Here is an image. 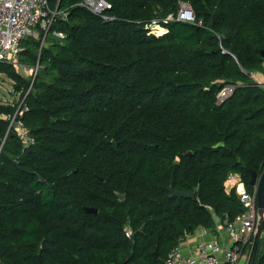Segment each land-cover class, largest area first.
Segmentation results:
<instances>
[{"label": "trees", "instance_id": "trees-1", "mask_svg": "<svg viewBox=\"0 0 264 264\" xmlns=\"http://www.w3.org/2000/svg\"><path fill=\"white\" fill-rule=\"evenodd\" d=\"M106 1L112 20L49 0V27L20 44L18 63L39 62L36 75L0 63L19 94L0 104V264H163L186 235L243 211L230 173L251 192L264 170V88L252 77L264 75V0ZM180 3L195 22L161 23ZM154 20L167 31L150 34ZM23 98L27 146L7 132Z\"/></svg>", "mask_w": 264, "mask_h": 264}, {"label": "built area", "instance_id": "built-area-1", "mask_svg": "<svg viewBox=\"0 0 264 264\" xmlns=\"http://www.w3.org/2000/svg\"><path fill=\"white\" fill-rule=\"evenodd\" d=\"M81 5L94 15L100 16L103 20H112L105 12L111 9V4L106 0H83ZM56 15L49 7V0H0V63L10 64L17 68L20 66L22 74L26 75L27 68L19 65L18 57L21 52V41L34 33L38 26L47 29ZM172 21L193 23L195 16L192 8L187 3H180L177 15L172 14L161 20L167 24ZM145 29L154 35H161L167 30L160 25L158 20L152 21L145 26ZM61 36V34H57ZM37 67L34 69L36 74ZM264 88V83L261 84ZM233 86L226 85L217 95V104L223 101L232 93ZM28 112L24 98L13 115L8 116V129H14L24 145L33 142L28 136L24 127L22 116ZM5 138L0 142V151ZM226 182L231 183L235 189L243 211L233 220H223V230L226 233L227 241L213 239L211 241L198 242L189 254H184L180 246L171 248L163 264H241L247 260L252 242L257 219L256 209V187L248 192L245 188L241 175L230 173ZM125 237H131V231L125 230Z\"/></svg>", "mask_w": 264, "mask_h": 264}, {"label": "water", "instance_id": "water-1", "mask_svg": "<svg viewBox=\"0 0 264 264\" xmlns=\"http://www.w3.org/2000/svg\"><path fill=\"white\" fill-rule=\"evenodd\" d=\"M262 55L264 56V50L262 51ZM39 64V62H38ZM114 149H117V144L112 142ZM189 155V153H187ZM250 185L256 187V209H257V219H256V227L255 233L249 248V252L247 255V260L245 264H253L256 256V251L260 242L264 239V170L261 175L257 177L255 172H251ZM171 196L174 197H183V198H192V193H185L180 191H175L170 188ZM119 199L122 200L124 195H118ZM87 213H97L96 209L93 208H85ZM154 258H159L158 249L156 248L153 252Z\"/></svg>", "mask_w": 264, "mask_h": 264}, {"label": "crops", "instance_id": "crops-1", "mask_svg": "<svg viewBox=\"0 0 264 264\" xmlns=\"http://www.w3.org/2000/svg\"><path fill=\"white\" fill-rule=\"evenodd\" d=\"M11 83L13 84L12 81ZM15 95L19 98L18 93H15ZM16 102L17 100L11 103L1 102L0 104H9L11 106H14ZM225 187L227 191L233 189V185L228 182H225ZM213 239L221 240V242L224 243L227 241L226 233L223 230V220L219 219L218 217L214 218V224L211 228L209 229H204L201 227L197 228L192 234L186 235L183 238V240L180 242L179 246L184 254H189L191 249L194 248L198 242L211 241Z\"/></svg>", "mask_w": 264, "mask_h": 264}, {"label": "rangeland", "instance_id": "rangeland-1", "mask_svg": "<svg viewBox=\"0 0 264 264\" xmlns=\"http://www.w3.org/2000/svg\"><path fill=\"white\" fill-rule=\"evenodd\" d=\"M37 28H42V26H38L35 28L34 33L31 34L29 37L31 36H35L36 38H38L39 36V29ZM19 73H23V70L21 69L20 66H17V68H15ZM28 69V68H27ZM25 77H29L30 75H33V72L31 71V68L28 69V71L25 74H22ZM252 77L255 79V81L259 84H263L264 82V75L262 73L259 72H254L252 74ZM18 100V97L15 95V91L13 88V84L11 83L10 79L2 74L0 75V103H11L13 101ZM250 248V246H249ZM246 262V261H245ZM245 264V263H243Z\"/></svg>", "mask_w": 264, "mask_h": 264}, {"label": "bare ground", "instance_id": "bare-ground-1", "mask_svg": "<svg viewBox=\"0 0 264 264\" xmlns=\"http://www.w3.org/2000/svg\"><path fill=\"white\" fill-rule=\"evenodd\" d=\"M30 36V35H29ZM20 65V64H19ZM21 66H23V65H21ZM24 67H26V66H24ZM35 67H37V71H38V69H39V64H37ZM35 67H32L31 68V71L33 72V75H34V69H35ZM26 68H28L29 69V67H26ZM28 69H27V71H28ZM37 71H36V73H37ZM36 75V74H35ZM34 75V76H35Z\"/></svg>", "mask_w": 264, "mask_h": 264}]
</instances>
